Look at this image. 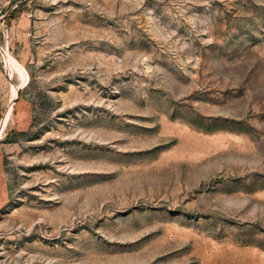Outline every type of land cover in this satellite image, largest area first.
<instances>
[{
	"label": "rangeland",
	"instance_id": "rangeland-1",
	"mask_svg": "<svg viewBox=\"0 0 264 264\" xmlns=\"http://www.w3.org/2000/svg\"><path fill=\"white\" fill-rule=\"evenodd\" d=\"M0 264H264V0H0Z\"/></svg>",
	"mask_w": 264,
	"mask_h": 264
}]
</instances>
